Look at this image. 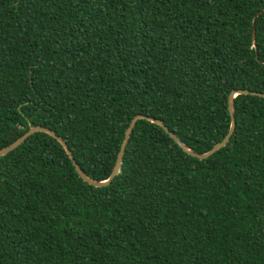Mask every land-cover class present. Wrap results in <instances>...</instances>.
<instances>
[{
    "label": "trees",
    "instance_id": "16d2710c",
    "mask_svg": "<svg viewBox=\"0 0 264 264\" xmlns=\"http://www.w3.org/2000/svg\"><path fill=\"white\" fill-rule=\"evenodd\" d=\"M239 89L264 92V0H0V149L46 126L103 180L134 115L202 153ZM233 103L205 159L139 119L101 187L27 137L0 156V264H264V97Z\"/></svg>",
    "mask_w": 264,
    "mask_h": 264
},
{
    "label": "water",
    "instance_id": "95a60500",
    "mask_svg": "<svg viewBox=\"0 0 264 264\" xmlns=\"http://www.w3.org/2000/svg\"><path fill=\"white\" fill-rule=\"evenodd\" d=\"M252 40L253 41L255 40L254 21H253V25H252ZM237 94H252V95H258V96L264 97V92L249 91L247 89L232 90L228 94V98H227V109H228V113L230 116V124H229L228 131L220 141L215 143L209 150L202 152V153L193 151L190 148L186 147L184 145L183 141L179 138V136H177L174 132L169 130V128L164 124V122L161 119L155 118L152 116H148V115H142V114L134 115L131 118L129 124L127 125V127L124 131V135H123V138L121 140L119 149L117 151L111 172L108 175V177L106 179H103V180H95V179L90 178L81 169V167L78 165V163L75 161L74 156H73L71 150L69 149L68 145L66 144L65 140L60 135H58L54 130H52L46 126H42V125H31L20 137L15 139L13 142L8 144L7 146L1 148L0 149V156H3L5 154H7L8 152L12 151L13 149H15L17 146L22 144L27 137H29L33 133L45 132V133L49 134L50 136L54 137L60 143V145L63 147L64 151L68 155L69 159L71 160L72 165H73L76 173L79 175V177L83 181H85L86 183H88L90 185L96 186V187L106 186L120 172L121 164H122V158H123V155L125 152L126 145H127L128 140L130 138L131 132H132L136 122L139 119L148 120L152 123L159 125L164 130V132L167 133L168 136L188 155L196 157L198 159H205V158L209 157L210 155H212L215 151H217L221 147H223L227 143L228 139L230 138V136L232 135V133L234 131L235 118H234V114H233V106H234L233 99Z\"/></svg>",
    "mask_w": 264,
    "mask_h": 264
}]
</instances>
